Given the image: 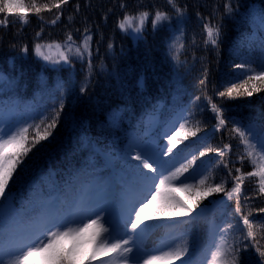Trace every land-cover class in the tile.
<instances>
[{"label": "trees", "instance_id": "16d2710c", "mask_svg": "<svg viewBox=\"0 0 264 264\" xmlns=\"http://www.w3.org/2000/svg\"><path fill=\"white\" fill-rule=\"evenodd\" d=\"M53 2L23 0L25 9L21 15L27 16V23L13 14L8 15L6 27L0 26V76L4 82L0 87V114L11 109L15 116H33V127L28 133L31 140L35 126L39 125L43 132L59 111L51 135L21 157L9 181L11 204L24 209L52 201L62 213H68L77 203L80 187L97 181L110 188L115 186L112 200L118 201L123 191L127 196L125 203L129 202L131 193L141 191L142 186L124 189L129 172L124 160L128 141L132 137L146 139L145 130L153 114H158L163 124L181 109L187 111L186 130L200 129L187 140H183V134L177 137L183 142L169 156V161L176 159L179 164L198 157L182 179L198 186L199 180L206 177L207 185L212 186L226 177L227 170L215 152L199 157V152L209 146H232L222 160L234 175L239 174L235 173L236 168L243 172L252 170L248 160L243 165L238 160L244 148L231 129L251 125L257 133L264 130V91L232 98L220 97L218 93L230 86V81L243 77L236 64L249 62L257 68L264 58V28L258 17L264 0H177L181 7L186 6V15L180 22L167 0H68L59 10L44 8ZM33 4L44 10L37 15ZM157 8L168 12L172 20L153 30L150 15L141 38L131 28L128 32L119 29L118 23L125 14L138 16L141 11L154 13ZM4 15L0 14V19ZM57 15L59 19L52 24ZM209 21L220 28L218 46L205 43L203 25ZM85 29L92 36L91 55L77 56L75 47L82 46ZM69 33L76 43L73 53H68L70 63H66L60 52L67 53ZM177 38L184 45L178 58ZM36 44L44 48L60 44L57 61L36 54ZM23 46L27 52L22 51ZM205 73L207 80L201 84ZM85 85L87 90L81 91ZM211 103L222 110L226 125H219L210 111ZM227 178L230 188L231 178ZM258 180L255 177L245 181L240 206L245 214L253 212L250 219L255 222L257 246L264 250V214L255 211L264 207V197L246 199L254 196ZM165 195L195 207L191 217L172 216L152 221L147 227L163 226L176 236L177 247H187L181 260L169 264H182L184 260L196 264L209 242L211 224H238L235 199L229 200L224 193L197 198L184 188L171 185ZM174 211L179 210L165 208L162 202L153 212L171 215ZM179 219L183 220L178 222ZM242 234L237 231L232 235ZM241 264H264V259L256 247L250 246L241 253Z\"/></svg>", "mask_w": 264, "mask_h": 264}, {"label": "snow or ice", "instance_id": "6c2138e0", "mask_svg": "<svg viewBox=\"0 0 264 264\" xmlns=\"http://www.w3.org/2000/svg\"><path fill=\"white\" fill-rule=\"evenodd\" d=\"M67 3L68 0H54L51 7L45 4L44 8L49 11L51 8L59 10L62 5ZM167 3L171 6L177 22H180L186 15V6L181 7L177 0H167ZM78 7L79 5H77ZM122 7L126 6L122 5ZM32 8L37 15L44 10L35 4L32 5ZM228 8L231 11V4L228 5ZM24 9L23 0H0V14H5L4 18L0 19V26L6 27L8 15L13 14L27 23V16L21 15ZM150 15H153V30H156L162 22L171 21L173 18L168 12L157 8L154 13L141 11L138 16L125 14L123 19L119 21L118 27L124 32H128L131 28L137 34V38H141ZM258 17L261 28H264V9L259 11ZM58 19L59 15L51 23L55 24ZM203 27L206 32L205 43L218 46L220 28L212 25L210 21ZM91 41L92 36L87 34V29H85L82 46L75 47V54L77 56L85 54L90 56ZM75 43L69 33L65 42L67 53L60 52V58L64 62L70 63L68 53L73 52ZM176 44V56L178 58L184 45L180 43L179 38H177ZM47 47L50 49L52 46L48 45ZM55 47L60 50L62 46L56 44ZM43 48V45L36 44L34 51L43 59L50 60L51 57L45 54ZM22 51L27 52V47L23 46ZM89 65V71H91L90 61ZM235 68L241 70L243 77L236 81H230V86L218 93L220 97L251 96L253 92L264 91V58L260 60L257 68L251 67L249 62L238 63ZM206 80L207 73L204 74V79L200 83L204 84ZM86 90L87 85L81 88V91ZM210 111L215 114L220 126L226 125L223 112L216 104L211 103ZM58 116L59 111L53 116L51 123L47 124L43 132L40 131V126L36 125L35 135L31 140H29L28 133L29 128L33 127L32 125L21 128L16 134L9 135L7 139H0V221L3 222V228L0 230V264H5L3 259L5 255L14 257L8 264H31L32 258L37 255L41 257V264H81V261H84V264H95L101 253L110 256L111 259L101 260L100 264H113V262L129 264V257L133 253V248L129 245L135 242L132 238L139 237L150 222L171 219L172 216L190 215L195 211V207L189 206L179 198L164 195L165 190L171 187L169 181L172 180L180 181L184 190L189 191L197 198H207L211 193H224L229 200L235 199L234 213L238 216V224L227 223L219 229L220 243L213 245L215 250L210 251L205 264H241V253L250 246L256 247L259 256L264 259V250L257 246L258 241L254 233L255 222L250 219L253 212L249 211L245 214L240 206L242 186L246 180L259 178L258 189H256L253 197H246L247 200L264 197V130L257 133L251 125L235 126L231 129L244 148L238 160L242 165L245 160H248L252 168L251 171L243 172L241 168H236L235 173L239 174L234 175L228 164L223 162L222 158L231 151L232 146L230 144L215 149L209 146L199 152V157L215 152L218 158H221L222 167L227 170L226 177L212 186L207 185L206 177L199 180L198 186L187 185L181 180L184 173L189 171V165L196 163L198 159L196 156H193L187 164L181 163L179 167H175L174 171L165 168L167 161L164 157L174 155L173 150L177 148V144L187 140L189 136H196L197 132L200 131L199 128L186 130L185 124H180L178 128L167 134L168 144L159 152L153 149L151 145H135L139 151L132 149L124 154L125 163L129 168L124 189L142 186L141 198L125 203L127 196L122 191L118 201L112 200L113 210L117 212L124 210L127 217L123 224L126 230L125 235L129 237L126 239L118 234L113 235L117 230L116 226L112 224L111 219L102 215V213L108 212V208L102 205L108 202L111 191L108 185L99 181L80 187L77 200L82 208L87 206V215L86 218L82 217L75 227L68 225L66 214H60L54 204L17 209L9 202V181L13 179V173L16 171L17 165L21 163V157L26 156L32 147L51 135L50 129L55 127ZM181 134H183V140L178 141L177 137ZM253 140L256 141L255 144L252 143ZM165 171L168 172L167 175L164 174ZM227 177L231 178L230 188L227 187L229 184ZM158 198L163 199L165 208H174L179 211H174L171 215H158L156 212L150 211L149 209ZM198 206L196 205V207ZM255 211L264 214V207L257 208ZM110 215L111 213H109ZM237 231L243 234L241 236L232 235ZM246 240L249 241L248 244L244 243ZM88 242L94 245V249L90 252L85 249V244ZM186 254V246L177 247L162 256L149 255L142 262L138 260L137 264H154L159 259H166L170 262L181 260ZM182 264H190V262L184 260Z\"/></svg>", "mask_w": 264, "mask_h": 264}, {"label": "rangeland", "instance_id": "374dc122", "mask_svg": "<svg viewBox=\"0 0 264 264\" xmlns=\"http://www.w3.org/2000/svg\"><path fill=\"white\" fill-rule=\"evenodd\" d=\"M44 51L46 53V55L51 57V61H57V56H58V52L59 50H57L56 47H51L50 49L46 46L44 48ZM73 53V52H72ZM71 53V54H72ZM59 59V58H58ZM1 77V76H0ZM3 80L2 78H0V87L2 85ZM186 117H187V113L186 110L184 109L182 112H178V114L174 117V119L171 121V123L165 127L164 129V134H163V138L161 139V141H157V140H152V141H143L142 143H137L135 140H131L128 143V147H127V151L129 152L130 150L134 149V151H139V148H135V145H151L153 147V149H155L157 152H159L160 150L164 149L167 144H168V139H167V134L171 133L173 131V129L178 128L180 124H186ZM32 119L33 116L30 117H25L24 114L19 113L18 115L15 116V113L13 110H7L4 113L0 114V139H7L9 135H14L16 134L21 128L23 127H28L29 125L32 124ZM149 127L146 129V135H151L152 130L155 129L157 127V125L159 124V116L158 115H153L149 118ZM131 146V147H130ZM134 154V152H133ZM191 155V154H190ZM188 158L190 156H187ZM186 157V158H187ZM164 159H168L167 156L164 157ZM168 163V160H166ZM175 167H179L177 164H166L165 168L166 169H170L172 171L175 170ZM165 175L168 174L167 171H165L164 173ZM203 175V174H202ZM202 175L200 176L202 178ZM184 181L185 184L187 185H194V181L188 180V179H181ZM170 185L172 186H176V187H180L181 189H183V187L181 186L180 181L177 180H172L169 181ZM151 185L149 184V187ZM169 189V188H167ZM167 189L165 190V193L167 192ZM143 190V189H142ZM142 190L140 192H135V193H131L129 202L132 201L133 199H140L141 198V194H142ZM164 193V195H165ZM163 202L162 198H158L157 201L151 206V208L149 209L150 211H154L156 210V208L158 206H160V204ZM128 203V202H126ZM51 204V203H50ZM104 207L108 208V211L111 208V202L110 200H108V202H106L104 205H102ZM122 214H123V224L124 221L127 219L126 215L124 214V210H122ZM70 216L66 217L67 219V223L69 226H73L75 227L77 223H79L80 219L82 217L86 218L87 215V206H84L83 208L81 207L79 201L77 202V204L75 206L72 207L71 212H70ZM102 213V215L106 214ZM105 216V215H104ZM112 224L116 226V232L113 233V235H120L123 236L124 238L128 239L129 237L127 235H125V229L123 227V225L119 226L117 221L115 220H111ZM106 227L108 225H105ZM223 227L222 223L221 224H211L210 227V240H209V244H208V250L206 251V253L203 255V259L202 262L200 264H205L206 259L208 258V255L210 253V251H214V244H219L220 243V236L221 234L219 233V229ZM130 231V229H129ZM169 232L166 228H162L161 227H155L153 229H149V228H145L144 232L139 236V237H133L132 239H134V243L130 244L129 246L133 248V253L130 255L129 257V264H137V261L140 260L142 262L143 259H146L149 255H153V256H162L164 253L170 252L173 249L177 248V244L175 242V238L174 237H169ZM85 249L86 251H92L94 249V245L91 242H88L85 244ZM5 264H8L9 261H11L12 259H14L13 256L10 255H5L3 257ZM111 257L107 256L103 253L100 254L99 256V261H97L96 264H100L101 260H110ZM122 259V258H121ZM36 262L39 264H41V257L39 255H37L36 257L32 258V262L31 264H36ZM170 261L166 260V259H159L156 260L154 262V264H169ZM113 264H116V262H113Z\"/></svg>", "mask_w": 264, "mask_h": 264}]
</instances>
